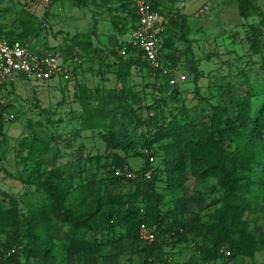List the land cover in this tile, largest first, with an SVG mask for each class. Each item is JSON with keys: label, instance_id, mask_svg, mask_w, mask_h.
Instances as JSON below:
<instances>
[{"label": "rangeland", "instance_id": "374dc122", "mask_svg": "<svg viewBox=\"0 0 264 264\" xmlns=\"http://www.w3.org/2000/svg\"><path fill=\"white\" fill-rule=\"evenodd\" d=\"M150 1L176 17L169 63L187 80L175 87L152 70H120L118 56L108 53L122 49L131 34L129 0H0V36L23 39L36 52L54 51L63 65L54 80L15 78L4 91L10 106L0 119V167L15 179L0 171V205L18 206L25 224L19 250L48 249L44 258L23 250L9 264H197L216 241L218 231L207 235L204 226L217 221L228 193L211 173H201L204 165L214 163L213 153L200 147L184 150L173 172L161 144L145 143L157 124L207 121L213 107L222 120L235 118L232 100L243 94L245 83L254 88L264 84V0ZM190 59L200 76L197 83L189 73ZM90 118L141 143L113 149L101 135L107 132L104 126L84 128ZM225 138L228 149L243 140L235 132ZM248 149L253 158L235 174L236 189L249 190L243 196L248 207L229 228L243 227L254 252L233 264H264V129ZM152 154L154 161L148 163ZM124 168H148L161 197L137 203L143 207L140 214L151 212L148 222L157 229L158 238L150 245L129 237L119 225L128 186L113 176ZM46 176L64 185L66 204L84 218L74 239H105L113 224L116 242L98 254L77 250L69 238L71 226L57 221L38 187ZM3 222L0 262L8 257L3 244L13 242L7 219ZM37 222L56 225L55 236L46 241L35 236ZM170 226L180 232L172 242L165 238Z\"/></svg>", "mask_w": 264, "mask_h": 264}, {"label": "trees", "instance_id": "16d2710c", "mask_svg": "<svg viewBox=\"0 0 264 264\" xmlns=\"http://www.w3.org/2000/svg\"><path fill=\"white\" fill-rule=\"evenodd\" d=\"M150 1V0H148ZM155 8H159V4L150 1ZM129 9L131 14V29L134 27L137 17L135 15L134 9L131 6V0H129ZM168 13V12H167ZM182 32L185 34V23H182ZM174 33L172 29L169 30L168 37H166V46L161 56L163 65L169 66L171 47L174 45ZM8 39V38H6ZM9 41H21L23 39H8ZM127 46L126 44L123 45ZM121 46H119L120 48ZM122 48V47H121ZM121 49L112 48L108 51L111 56H118V65L120 70L129 68H138L139 70H152L159 76V71L151 69L148 62L143 59L141 53H136L132 51L131 48L127 49V55L122 56L120 54ZM192 59L188 63L189 73H193V81L196 83L199 80V74L196 72L195 68L191 66ZM172 69V64H170ZM179 68V67H178ZM177 68V69H178ZM161 77V76H159ZM18 78H21L20 76ZM163 78V77H162ZM164 79V78H163ZM12 83H10L11 85ZM9 85V86H10ZM175 87V86H173ZM197 85L195 90L197 91ZM7 87L5 86V90ZM123 98V97H122ZM260 98L264 99V84L254 88L248 82L244 85V91L242 95H238L232 100L235 108L238 110L235 118L221 119L219 114V108L213 107L212 114L209 116L207 121L194 122H180L175 119L169 121H163L161 124H157L156 131L153 134L151 140L146 144H161V150L164 152L168 158L167 164L171 171L175 172L178 169L179 161L184 150L192 149V147H200L205 150L212 152L214 156V163L206 164L203 166L202 174L211 173L215 176L223 187L226 188L228 193L226 202L224 204L223 210L219 213L217 221L214 224H208L206 227L207 235L212 234L214 230L218 231L217 239L213 243L210 250L207 252L202 259L199 260L197 264L204 262H219L223 261L226 264H233L238 256H251L254 252V248L251 246V235L249 236L244 232L243 227L234 229L232 232L229 228L230 224H237L238 216L244 213L247 209V201L243 197L244 194L248 193L249 190L245 188L244 190H237L235 187L236 177L235 174L237 170L247 168L250 160L253 158V151L248 149V145H253V141L258 134L262 133L264 129V101H259ZM260 103L256 109L255 106ZM8 103L0 105V119L6 114ZM92 121L91 118L87 120L84 124V128H90L93 126H104L106 133H102L103 139L106 141L108 146L113 149L127 150L132 148L134 145H138L140 140H136L133 137H127L122 135L110 127L103 125L100 122H89ZM235 132L237 135L242 137V144L237 145L234 149H228L227 139L225 135L228 133ZM144 135H142V138ZM147 157V162L149 158ZM154 158V154H152ZM6 177L15 179V177L7 171L4 167H0ZM149 171L148 168H144L139 172H135L138 178L135 180H129L123 182L121 179L113 176L114 181L121 186H128L127 194L123 198V207L126 208L124 212L119 213V225L127 228L128 236L138 240V228L141 223L149 224V219L147 215H151L148 211L147 215L145 213L140 214V205L137 203H144L147 201L151 202V199H159V195L154 191V177L148 180L143 178L145 172ZM20 180V179H19ZM23 183V180H20ZM39 189H41L47 196L49 202L53 207V212L57 218V221L62 223H67L71 226V233L69 235L72 239V244L76 245L77 250L85 251L86 253L98 254L103 247H107L109 244L116 242L114 239L115 225H110L112 232L106 234V238H98L99 236H93L87 239L85 236H81L79 239H74L73 235L77 233L84 226V218L71 211L70 207L66 204L64 185L57 181L54 176H46L41 182L38 183ZM240 191V193H239ZM244 191V192H242ZM237 217V219H236ZM116 218V217H115ZM3 219H7L5 225L8 226L9 231L12 232L13 242L11 244L4 243L3 246L7 250L8 257H4L0 264H9L8 262L16 260L19 258L23 250H27L31 255L44 258L48 249L45 245L39 248H34L33 246L19 250L22 246L23 235L25 224L20 219L18 206L15 204L10 208L3 207L0 205V229L4 224ZM240 224V221H239ZM238 224V225H239ZM35 231V236L40 239L47 238L52 239L57 231L56 225L47 223L46 225L37 222L36 225L32 226ZM172 230V231H171ZM167 235L165 238L168 241H174L177 236H180V232L174 227L170 226L167 229ZM228 232H232L228 235ZM209 233V234H208ZM108 235V236H107ZM158 238V234L156 240ZM156 240L154 242H156ZM153 242V243H154ZM45 244V243H44ZM25 247V246H24ZM13 250V253L11 251ZM225 252H229V256H226ZM11 253V254H10ZM9 260V261H8ZM18 264V262L16 261Z\"/></svg>", "mask_w": 264, "mask_h": 264}, {"label": "built area", "instance_id": "2783aa9c", "mask_svg": "<svg viewBox=\"0 0 264 264\" xmlns=\"http://www.w3.org/2000/svg\"><path fill=\"white\" fill-rule=\"evenodd\" d=\"M137 21L131 29L127 46L120 50L122 56L127 55V49L131 48L135 54L141 53L143 59L149 63L151 69L159 71L170 86H178L187 80L185 74L178 69L168 68L161 60L166 46V37L176 21V17L155 8L148 0H131ZM62 63L56 52H36L30 45L21 41H9L0 36V105L7 103L4 91L15 78H29L37 82H48L58 78L62 74ZM10 119L13 115L9 116ZM154 158L151 156L149 162ZM151 171L144 173L143 178H151ZM114 176L123 182L135 180L138 175L128 169H116ZM157 237L155 225L141 223L138 228V240L146 245L152 244ZM13 253V250L11 251ZM229 256V252H225ZM200 264H226L219 262H204Z\"/></svg>", "mask_w": 264, "mask_h": 264}]
</instances>
